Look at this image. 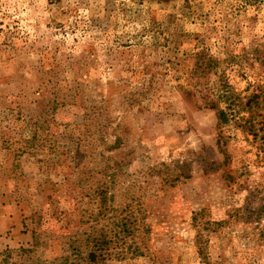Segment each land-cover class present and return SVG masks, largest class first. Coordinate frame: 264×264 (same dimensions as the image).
<instances>
[{
	"label": "rangeland",
	"instance_id": "rangeland-1",
	"mask_svg": "<svg viewBox=\"0 0 264 264\" xmlns=\"http://www.w3.org/2000/svg\"><path fill=\"white\" fill-rule=\"evenodd\" d=\"M0 264H264V0H0Z\"/></svg>",
	"mask_w": 264,
	"mask_h": 264
},
{
	"label": "trees",
	"instance_id": "trees-1",
	"mask_svg": "<svg viewBox=\"0 0 264 264\" xmlns=\"http://www.w3.org/2000/svg\"><path fill=\"white\" fill-rule=\"evenodd\" d=\"M224 89H223V88ZM222 87H221V92H220V96L221 97H223V96H228L227 95V91H225V85L223 84L222 85ZM206 107H212V108H215L216 107V104L214 103V102H212V101H208V103H207V105H206ZM216 114H217V118H218V120L221 122V123H226L227 121H228V116H229V113L228 112H226L224 109H220V108H217V110H216ZM245 122H248V124L250 125V127H253V123L251 122V120H245ZM129 222H130V218H129V216H127V217H125V218H123V220L120 222V224H122V225H127V224H129Z\"/></svg>",
	"mask_w": 264,
	"mask_h": 264
}]
</instances>
